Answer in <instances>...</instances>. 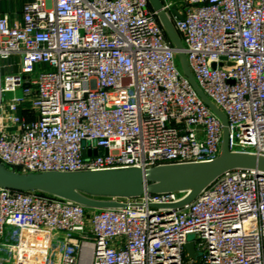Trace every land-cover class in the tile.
<instances>
[{
	"label": "built area",
	"instance_id": "1",
	"mask_svg": "<svg viewBox=\"0 0 264 264\" xmlns=\"http://www.w3.org/2000/svg\"><path fill=\"white\" fill-rule=\"evenodd\" d=\"M162 2L194 78L228 118L230 150L264 155V0ZM22 18L0 14L5 166L148 168L219 155L223 123L148 0H27ZM187 194L93 208L0 187V264H264V174L231 170L181 207L154 206Z\"/></svg>",
	"mask_w": 264,
	"mask_h": 264
},
{
	"label": "water",
	"instance_id": "2",
	"mask_svg": "<svg viewBox=\"0 0 264 264\" xmlns=\"http://www.w3.org/2000/svg\"><path fill=\"white\" fill-rule=\"evenodd\" d=\"M157 12L167 37L175 47L183 73L205 103L223 123L219 155L210 161L162 164L148 168L124 167L100 170L18 172L0 162V187L20 191H41L69 199L88 207L125 206L119 198L139 197L145 192L187 191V196L171 204L155 207L178 208L194 200L224 173L235 169L254 170L264 174V155L234 152L229 148V126L226 114L201 89L191 71L181 37L163 8L162 0H148ZM173 12L182 19L177 9ZM189 255L195 257L194 243H187Z\"/></svg>",
	"mask_w": 264,
	"mask_h": 264
},
{
	"label": "crops",
	"instance_id": "3",
	"mask_svg": "<svg viewBox=\"0 0 264 264\" xmlns=\"http://www.w3.org/2000/svg\"><path fill=\"white\" fill-rule=\"evenodd\" d=\"M27 0H0V14H11L12 21L22 22L23 6Z\"/></svg>",
	"mask_w": 264,
	"mask_h": 264
},
{
	"label": "rangeland",
	"instance_id": "4",
	"mask_svg": "<svg viewBox=\"0 0 264 264\" xmlns=\"http://www.w3.org/2000/svg\"><path fill=\"white\" fill-rule=\"evenodd\" d=\"M177 1H179V0H177ZM194 237H195L194 234H190V235L188 236V239H193Z\"/></svg>",
	"mask_w": 264,
	"mask_h": 264
}]
</instances>
